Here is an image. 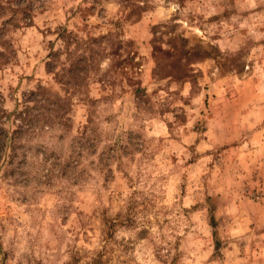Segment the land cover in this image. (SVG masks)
I'll return each instance as SVG.
<instances>
[{"label":"rangeland","instance_id":"374dc122","mask_svg":"<svg viewBox=\"0 0 264 264\" xmlns=\"http://www.w3.org/2000/svg\"><path fill=\"white\" fill-rule=\"evenodd\" d=\"M0 108V264H264V0H0Z\"/></svg>","mask_w":264,"mask_h":264},{"label":"trees","instance_id":"16d2710c","mask_svg":"<svg viewBox=\"0 0 264 264\" xmlns=\"http://www.w3.org/2000/svg\"><path fill=\"white\" fill-rule=\"evenodd\" d=\"M1 111L3 112V110H1V108H0V112H1ZM20 127H22V126H18V129L15 130L14 133L12 134V140H13V143H14V145H16L15 147L13 146V148H12V154H11V155H12L13 158L16 157V156H18L17 153H16V151H17V149H18L20 146H18V141H17V139H21V138H20V137H21L20 134L23 133L22 128H20ZM8 137H9V133H8L7 129H5V128L0 124V158H1V156H2L3 148H4V146H5L6 143H7V139H8ZM1 150H2V151H1Z\"/></svg>","mask_w":264,"mask_h":264}]
</instances>
